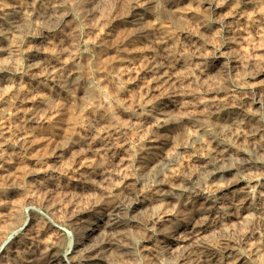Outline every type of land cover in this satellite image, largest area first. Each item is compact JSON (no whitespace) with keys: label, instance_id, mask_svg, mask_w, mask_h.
<instances>
[{"label":"rangeland","instance_id":"obj_1","mask_svg":"<svg viewBox=\"0 0 264 264\" xmlns=\"http://www.w3.org/2000/svg\"><path fill=\"white\" fill-rule=\"evenodd\" d=\"M143 1L82 0V13L61 0L57 15L8 34L18 67L0 52V83L10 78L0 85V264L52 253L66 264H264V0H148L140 36ZM119 137L126 148L96 152ZM98 213L96 234L75 248Z\"/></svg>","mask_w":264,"mask_h":264},{"label":"bare ground","instance_id":"obj_2","mask_svg":"<svg viewBox=\"0 0 264 264\" xmlns=\"http://www.w3.org/2000/svg\"><path fill=\"white\" fill-rule=\"evenodd\" d=\"M26 1V0H25ZM43 1V0H42ZM45 1H47V5H44V4H33L32 3V5H31V3H30V5L31 6H24V5H19L20 3H15V2H6L5 1V3L3 2V4H0V44H1V46H0V52L1 53H5L6 55H8V57H11V59H10V61H16L15 63H14V66H17L18 67V65H17V59H16V53H17V50H16V48L15 47H12V46H10V41L11 40H9V36H8V34L10 33H12V32H14L15 34H19L21 31H22V29H32L33 27H34V19H38L39 17H42V18H46V17H48L50 14H52V13H58L59 11H61L62 10V4L60 3V1H58V0H54V1H52V0H45ZM71 2V7H72V10L73 9H76V8H78V9H80L81 10V12L82 13H84V11L86 10L85 8H86V4L85 3H83L82 2V0H70ZM137 1V0H136ZM151 1V0H150ZM215 1V0H214ZM148 2V0H145V1H143L141 4H139V5H136V11H137V15H136V17H135V26L139 29V34H140V36H146V34L147 33H149L150 31V29H148L147 27H143L144 26V22H146V19H147V15L146 14H144V13H141V10H142V8L145 6V4ZM152 2V1H151ZM2 3V2H1ZM23 4V3H22ZM89 4V3H88ZM153 5V4H152ZM178 5V4H177ZM165 6V5H164ZM166 7V6H165ZM176 9V8H175ZM77 10V9H76ZM75 10V11H76ZM106 10V9H105ZM155 11V10H154ZM78 12H80V11H78ZM79 13L80 15L82 14V13ZM88 14V13H87ZM55 15H57V14H55ZM69 15V14H68ZM67 15V16H68ZM83 15V14H82ZM177 15V14H176ZM66 16V17H67ZM87 16V15H86ZM85 16V17H86ZM154 16V15H153ZM50 17V16H49ZM93 18V17H92ZM156 18H158V17H156ZM49 20V19H48ZM154 20V19H153ZM134 21V20H133ZM151 21V20H150ZM95 22V21H94ZM153 22V21H152ZM155 22V21H154ZM157 22V21H156ZM49 23H50V20H49ZM53 23H55V22H53ZM147 23V22H146ZM86 24V23H85ZM89 24V23H88ZM148 24V23H147ZM153 25H154V23H153ZM146 26V25H145ZM155 26V25H154ZM45 28H46V26H45ZM136 29V28H135ZM135 29H134V31H135ZM127 32H129V31H127ZM130 33V32H129ZM134 33V32H133ZM12 35V34H11ZM135 35V34H134ZM13 36H15V35H13ZM11 37V36H10ZM16 45V44H15ZM36 50V49H35ZM38 50V49H37ZM40 50V49H39ZM36 51V55H39L40 54V51ZM42 51V50H41ZM19 56V55H18ZM35 56V55H34ZM36 57V56H35ZM9 61V60H8ZM171 61V60H170ZM5 62V61H4ZM3 62V63H4ZM6 63V62H5ZM21 63V62H20ZM171 63V62H170ZM2 64V63H1ZM73 68H74V66H73ZM172 68V67H171ZM4 69V68H3ZM118 69H119V66H118ZM173 69V68H172ZM73 70V69H72ZM17 71H19L18 69H17ZM78 71V70H77ZM180 71V70H179ZM73 72H75V71H73ZM187 73V72H186ZM176 74V73H175ZM71 75V74H70ZM156 75H158V74H156ZM183 75V74H182ZM79 76V75H78ZM184 76V75H183ZM182 76V77H183ZM243 76V75H242ZM182 77H180V76H176V80L174 81V79H173V81L175 82V84H176V87L177 88H181L182 87V84L184 83V81H183V79H182ZM9 78V77H8ZM160 78V77H159ZM187 78V77H186ZM204 78V77H203ZM237 78V77H236ZM1 79V78H0ZM10 79V78H9ZM9 79L7 80V79H4L1 83H0V85L1 84H5V85H8L9 84ZM72 79H77V76H75L74 74H73V77H72ZM2 80V79H1ZM205 80V79H204ZM220 81V80H219ZM165 82V81H164ZM239 82V81H238ZM66 83V82H65ZM69 83V82H68ZM72 84V83H71ZM70 84V85H71ZM174 84V83H173ZM184 85V84H183ZM171 86V85H170ZM185 86V85H184ZM183 86V87H184ZM187 86V85H186ZM9 87H12V86H8V88ZM173 87H174V85H173ZM182 87V88H183ZM187 90V89H186ZM169 91V90H168ZM173 91H174V89H173ZM176 91H179L178 89L176 90ZM180 92V91H179ZM177 93V92H176ZM169 94V93H168ZM172 94V93H171ZM179 94V93H178ZM191 94H193V93H191ZM170 95V94H169ZM175 95V94H174ZM177 95V94H176ZM175 95V96H176ZM166 97V96H165ZM204 98V97H203ZM211 99V98H210ZM175 100V99H174ZM181 100V99H180ZM184 101V100H183ZM186 101V100H185ZM191 101V100H190ZM206 102V101H205ZM222 102V101H221ZM181 103H183V102H181ZM188 103V102H187ZM228 102H226V104H227ZM178 104V103H177ZM184 104V103H183ZM190 104V103H189ZM150 105V104H149ZM160 105V104H159ZM229 105V104H228ZM227 105V106H228ZM171 106V105H170ZM187 106V105H186ZM181 107V106H180ZM222 107V106H221ZM225 106H223V108H224ZM139 108V107H138ZM189 108V107H188ZM177 109H179V107L177 108ZM138 110V109H137ZM140 110V109H139ZM173 111H175V110H173ZM134 113V112H133ZM143 114V113H142ZM28 115V114H27ZM33 115V114H32ZM194 115V114H193ZM132 120V119H131ZM138 121V120H137ZM156 121V120H155ZM159 122V121H158ZM158 122H157V124H158ZM118 123V122H117ZM124 123V122H123ZM233 123V122H232ZM111 125V124H110ZM133 125H134V129H133V132L134 133H136V134H139L140 132H143L146 128H145V123H138V124H135V123H133ZM131 126V125H130ZM149 126V125H148ZM113 127V126H112ZM115 127H117V128H119L118 127V124H116L115 125ZM120 128H122L123 130H125L126 132H129L130 130H129V126H125V125H121L120 126ZM160 128H161V126H160ZM108 130V129H107ZM120 130V129H119ZM220 130V129H219ZM112 133V132H111ZM111 133H110V135H111ZM145 133V132H144ZM103 134V133H102ZM128 134V133H127ZM143 134V133H142ZM30 135V134H29ZM98 135V134H97ZM119 135V134H118ZM121 135V134H120ZM144 135V134H143ZM26 136V135H25ZM27 136H28V133H27ZM122 136V135H121ZM142 136V135H141ZM24 137V136H23ZM95 137V136H94ZM94 137H93V139H94ZM97 137V136H96ZM25 138V137H24ZM114 138V137H113ZM123 138V137H122ZM121 137H119V138H115V139H108V140H104V141H102L101 142V144H98V145H96L95 147V149H96V152H99V150H100V148L99 147H102V146H105V147H107V150H108V152H112L113 153V155L114 154H116L117 153V148L119 147V146H121V147H127L128 146V144H129V142H128V144H127V141H126V139H122ZM131 138H132V135H131ZM144 138V137H143ZM141 140H142V138H141ZM28 141V140H27ZM132 141V140H131ZM137 142V141H136ZM140 142V141H139ZM145 142V141H144ZM92 143V142H91ZM135 143V142H134ZM131 144V143H130ZM137 144V143H136ZM69 145V144H68ZM134 146H136V145H134ZM143 146H144V144H143ZM76 147V143H72V148H75ZM141 147V146H140ZM145 147V146H144ZM161 147V146H160ZM92 148H93V146H92ZM91 148V149H92ZM129 148H131V147H129ZM128 148V149H129ZM137 148V147H136ZM146 148V147H145ZM120 149V148H119ZM122 149V148H121ZM106 150V151H107ZM143 150H144V148H143ZM142 150V151H143ZM157 148L156 147H154V146H152V147H149L148 148V151L149 152H157ZM76 151V150H75ZM105 151V150H104ZM124 152V151H123ZM140 152V151H139ZM102 153V152H101ZM122 154V153H121ZM99 155V154H98ZM133 155V154H132ZM143 153L142 152H140V153H136V155H134V157L133 156H131V157H133L134 158V160H133V163H137V164H141L140 162H141V160H142V157H143ZM123 156H124V154H123ZM157 156V155H156ZM111 157V156H110ZM144 157H145V155H144ZM222 157V156H221ZM225 157V156H224ZM224 157H222L223 159L221 160V163L222 162H225V161H228V158H224ZM228 157V156H227ZM122 158V157H121ZM126 158H127V156H126ZM132 158V159H133ZM123 159V158H122ZM131 159V158H130ZM155 159V158H154ZM100 160V159H99ZM104 160V159H103ZM129 160V159H128ZM167 160H169V159H167ZM119 161H122V160H118V162ZM126 161V160H125ZM124 161V162H125ZM113 162V161H112ZM162 162L163 163H165L164 162V159L162 160ZM169 162V161H168ZM70 163V162H69ZM122 163V162H121ZM131 163V162H130ZM132 163V164H133ZM117 164V163H116ZM155 164V163H154ZM166 164V163H165ZM232 164V163H231ZM98 165H99V163H98ZM97 165V166H98ZM119 165H120V163H119ZM220 165V164H219ZM223 164H221V166H222ZM228 165V164H227ZM89 166V169H90V171L92 170V169H95V166H93V164L92 165H88ZM114 166V165H113ZM122 167H123V165H121ZM134 166V165H133ZM205 166H206V164H205ZM107 167V166H106ZM116 167V166H115ZM121 167V168H122ZM159 167V166H158ZM158 167H156V170H157V168ZM207 167V166H206ZM239 167V166H238ZM98 168V167H97ZM124 168V167H123ZM122 168V169H123ZM160 168V167H159ZM163 168V167H162ZM108 169H109V167H108ZM207 168H205V170H206ZM214 169V168H213ZM155 168H153V167H151L148 171H144L143 173H142V177H146V176H149L150 174L152 175V173H154L155 171ZM209 170H210V168H209ZM84 171V170H83ZM82 171V172H83ZM95 171V170H94ZM208 171V170H207ZM217 171H219V170H217ZM103 172V171H102ZM101 172V173H102ZM105 172V171H104ZM206 172V171H205ZM211 171H209V173H210ZM87 173V172H86ZM85 173V174H86ZM156 173V172H155ZM84 174V173H83ZM88 174H90V173H88ZM103 174V173H102ZM101 174V175H102ZM127 174V173H126ZM157 175H158V173H157ZM100 176V175H99ZM127 176V175H126ZM91 178V177H90ZM94 179V178H93ZM92 179V181H94ZM196 180H198L197 178L195 179V181ZM86 181V180H85ZM88 181V180H87ZM194 181V182H195ZM119 185V184H118ZM189 185V184H188ZM193 190V189H192ZM191 190V191H192ZM175 191H178V190H171L170 192V194H172V195H175L174 193H175ZM168 192V191H167ZM189 192V191H188ZM159 194V193H158ZM160 194H162V193H160ZM167 195V194H166ZM159 198H161V197H159ZM123 201V200H122ZM161 203V202H160ZM147 204V203H146ZM156 204V203H155ZM162 204V203H161ZM202 208V207H201ZM151 209V208H150ZM118 210L119 209H115L114 211H112V212H110V213H107V216L105 217L106 219H109L110 220V218L111 217H113L114 216V218H115V214L118 212ZM263 210V209H262ZM151 211V210H150ZM261 211V210H260ZM121 211H119V213H120ZM140 212V211H139ZM143 212H145V210L143 211ZM151 213V212H150ZM145 214V213H144ZM121 215V214H120ZM206 215V214H205ZM101 216H103L101 213H98L96 216H93V218L90 220V222H85V223H82L81 224V235H80V239H79V241H78V243L76 242V244L74 245V247L75 248H79L80 246H81V243L83 242V241H88L89 239H91L92 237H94V235L96 234V232H97V227H98V225H99V223L103 220L102 219V217ZM117 216V215H116ZM203 216V215H202ZM263 217V216H262ZM117 219V218H116ZM108 220V221H109ZM260 220V219H259ZM88 221V220H87ZM263 221V220H262ZM78 222V221H77ZM77 222H76V224H77ZM116 222V221H115ZM110 223V222H109ZM111 224V223H110ZM75 226V225H74ZM103 226H105V225H103ZM77 227V226H76ZM75 229V228H74ZM103 229V228H102ZM101 231V230H100ZM99 231V232H100ZM103 231V230H102ZM96 237V236H95ZM187 238V237H186ZM122 239V241H123V238H121ZM107 241V240H106ZM109 241H111V239L109 240ZM112 242V241H111ZM110 242V243H111ZM114 242V241H113ZM84 243V242H83ZM86 243V242H85ZM88 244V243H87ZM121 245V244H120ZM112 247V246H111ZM185 247V246H184ZM89 248V247H88ZM90 249V248H89ZM82 250V249H81ZM87 251V250H86ZM85 251V252H86ZM57 252V251H56ZM81 253V252H80ZM79 253V254H80ZM117 253V252H116ZM119 253V252H118ZM76 254H77V252H76ZM85 255V254H84ZM46 256V255H45ZM79 255H77V256H75V257H78ZM93 256V255H92ZM64 257V256H63ZM71 258V257H70ZM67 258L65 257V258H61V256H59V254H56V253H52L49 257H48V260H47V262H46V264H64L67 260H66ZM75 259V258H74ZM109 259V258H108ZM108 259H106L105 257H101V258H95V257H91V258H89L87 261H85V264H100L101 262H106ZM208 259V258H207ZM80 261V260H79ZM84 261V260H83ZM74 262V261H73ZM76 262V261H75ZM67 263V262H66ZM65 263V264H66ZM70 263V262H69ZM81 263V262H80ZM111 263V262H110ZM82 264H83V262H82Z\"/></svg>","mask_w":264,"mask_h":264}]
</instances>
